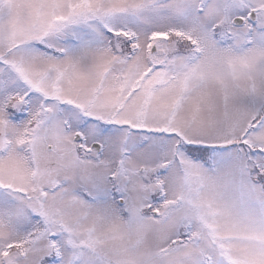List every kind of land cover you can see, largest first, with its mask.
Returning <instances> with one entry per match:
<instances>
[{
    "label": "snow or ice",
    "instance_id": "1",
    "mask_svg": "<svg viewBox=\"0 0 264 264\" xmlns=\"http://www.w3.org/2000/svg\"><path fill=\"white\" fill-rule=\"evenodd\" d=\"M0 264H264V0H0Z\"/></svg>",
    "mask_w": 264,
    "mask_h": 264
}]
</instances>
